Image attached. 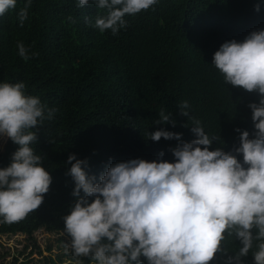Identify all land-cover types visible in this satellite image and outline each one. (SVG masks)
Returning a JSON list of instances; mask_svg holds the SVG:
<instances>
[{
    "label": "trees",
    "instance_id": "obj_1",
    "mask_svg": "<svg viewBox=\"0 0 264 264\" xmlns=\"http://www.w3.org/2000/svg\"><path fill=\"white\" fill-rule=\"evenodd\" d=\"M0 128L13 264H264V0H0Z\"/></svg>",
    "mask_w": 264,
    "mask_h": 264
},
{
    "label": "rangeland",
    "instance_id": "obj_2",
    "mask_svg": "<svg viewBox=\"0 0 264 264\" xmlns=\"http://www.w3.org/2000/svg\"><path fill=\"white\" fill-rule=\"evenodd\" d=\"M9 133V130L0 128V152H3L5 149ZM35 238V246L41 248L43 256L53 254L54 257H56L58 254L61 255L67 253V250L70 248H76V245L71 241L69 242L67 237H64L67 241L65 246V243L58 242L59 236L48 234L45 231L37 232ZM18 241H20V243ZM50 245L52 246V253L46 251L47 247ZM26 246H28V248L25 250ZM35 246L31 242L26 241L24 236L19 235L12 239L0 237V264H13L14 256L20 258V260H24L32 252L31 258H34L35 260L41 259L42 257L39 255L38 250L35 251ZM21 251L24 252L23 255L19 254ZM66 264L69 263L67 262Z\"/></svg>",
    "mask_w": 264,
    "mask_h": 264
}]
</instances>
